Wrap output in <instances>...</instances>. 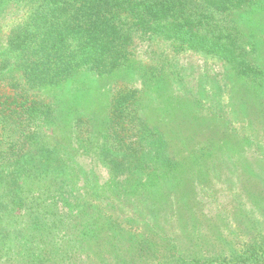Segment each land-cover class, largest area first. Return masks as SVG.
I'll use <instances>...</instances> for the list:
<instances>
[{"label": "trees", "instance_id": "16d2710c", "mask_svg": "<svg viewBox=\"0 0 264 264\" xmlns=\"http://www.w3.org/2000/svg\"><path fill=\"white\" fill-rule=\"evenodd\" d=\"M247 19L256 21L249 25ZM260 45L264 0H0V264H96L94 245L83 247L70 238L63 243L67 231L60 226L51 235L44 231L41 199L64 191L60 182L76 176L78 167L77 151L70 146L80 138L90 141L98 128L109 139L131 132L129 138L136 139L131 155L137 159L149 135L161 136L153 113L171 112L189 126L190 118L206 116L194 99L204 91L192 89L180 55L194 52L223 62L226 75L214 90L232 83L235 95L238 83H247L262 100L263 124ZM127 71L134 81L116 82L104 102V118L96 110H66L61 94L49 92L79 75L104 79ZM46 92L52 95L44 98ZM246 104L233 99L230 107L240 112ZM206 110L209 118L223 117ZM243 116L251 128L256 126L258 117ZM85 130L75 138L74 133ZM194 134H179L178 149L191 148ZM20 219L28 220L23 228L17 226ZM52 223L58 226L56 219ZM168 232L157 233L165 237L162 249L171 256L163 264H205L224 256L212 251L204 261L186 256L195 251L182 248ZM124 262L122 257L116 264Z\"/></svg>", "mask_w": 264, "mask_h": 264}, {"label": "rangeland", "instance_id": "374dc122", "mask_svg": "<svg viewBox=\"0 0 264 264\" xmlns=\"http://www.w3.org/2000/svg\"><path fill=\"white\" fill-rule=\"evenodd\" d=\"M255 21L247 19L245 23ZM258 47L264 57V46ZM179 59L192 89L204 91L194 99L200 100L206 116L190 118L189 126L171 112L163 116L153 113L161 136L149 135L137 159L131 155L134 148L130 144L136 139L129 138V131L109 139L98 128L87 142L80 138L86 130L74 133L80 138L70 146L77 151L76 176L60 182L61 194H45L41 199L40 214H46L43 229L51 235L60 226L67 231L63 243L70 238L83 247L94 245L96 264H116L122 257L127 264L171 261L162 249L165 237L157 235L165 230L176 235L182 248L195 251L193 255L186 252V256L204 261L210 257L207 251L224 255L218 262L205 264H264L262 100L259 102L242 81L235 95L232 83L214 90L226 75V66L217 58L188 52ZM117 81L132 83L134 76L128 71L104 79L79 75L49 92L61 94L60 105L66 110L79 107L88 114L96 110L104 118L108 109L104 102L111 99ZM46 94L44 98L52 95ZM233 99L250 104L234 112L230 107ZM209 108L223 115L222 119L207 117ZM243 115L252 120L258 117L256 126L251 128L240 119ZM191 130L195 132L192 147L179 150L178 135L183 137ZM153 136L158 140L150 141ZM27 221L20 219L17 226L23 228Z\"/></svg>", "mask_w": 264, "mask_h": 264}]
</instances>
